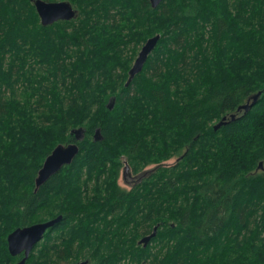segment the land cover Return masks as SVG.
Instances as JSON below:
<instances>
[{
  "label": "trees",
  "instance_id": "obj_1",
  "mask_svg": "<svg viewBox=\"0 0 264 264\" xmlns=\"http://www.w3.org/2000/svg\"><path fill=\"white\" fill-rule=\"evenodd\" d=\"M66 1L77 16L44 26L32 0H0V264L22 257L10 232L59 215L25 264H264V0ZM125 163L142 177L130 189Z\"/></svg>",
  "mask_w": 264,
  "mask_h": 264
},
{
  "label": "water",
  "instance_id": "obj_2",
  "mask_svg": "<svg viewBox=\"0 0 264 264\" xmlns=\"http://www.w3.org/2000/svg\"><path fill=\"white\" fill-rule=\"evenodd\" d=\"M36 12L39 16L42 25H49L59 20H71L77 16V10L71 5L70 2L62 1H44V0H32ZM163 0H149L151 7L155 8ZM159 34L147 38L142 45L137 57L135 58L132 66L128 70V77L125 85H128L131 80L137 75L143 68V65L149 55V53L155 48ZM261 91L257 92L252 96V102L244 104L238 108L247 111L258 99ZM114 104V98L109 100L108 106L111 108ZM231 117L234 118V115ZM226 123V117L224 116L220 121L214 125V129L219 128L221 125ZM71 133L74 135L76 141L81 140L84 137V130L82 127L72 129ZM100 138L99 129L94 134V139ZM79 150L78 145L75 142L68 144H58L53 150L45 157L41 167L39 168L37 175L34 179L35 190L39 188L46 180L53 174L57 173L64 165L70 164ZM261 165V162L259 163ZM129 169V166L125 163L123 166L122 174H125ZM61 220V215L42 222H36L28 226L18 227L7 235V248L8 252L12 256L22 254L15 264H25L29 257L33 247L40 242L47 229L54 226ZM157 227H154L151 234L142 237L139 243L144 246L150 241L156 234ZM72 264H87L86 260L78 261Z\"/></svg>",
  "mask_w": 264,
  "mask_h": 264
},
{
  "label": "rangeland",
  "instance_id": "obj_3",
  "mask_svg": "<svg viewBox=\"0 0 264 264\" xmlns=\"http://www.w3.org/2000/svg\"><path fill=\"white\" fill-rule=\"evenodd\" d=\"M65 1H66V0H65ZM151 37H152V36H151ZM134 46H135L134 41H132V42L129 44L128 48L125 50V54H126V53H131V52H132V48H133ZM140 49H141V48H137V49H136V51H135V52H136V53H135V56L132 58L128 70H129L130 67L132 66V64H133L135 58L137 57V55H138ZM128 70H127V72H128ZM176 158H177V156H174V157H172L171 159L165 161V163H166V164H170V163L174 162ZM153 166H154V165H149V166H147L145 169L153 168ZM122 169H123V167H122V168L120 169V171H119V175H118V178H117V183H118L119 186H121V187H123V188H125V189H130V188H131V187H130V184L124 183L123 180H122V171H123ZM256 189H258V187H256V188L254 189V191H255ZM86 191L88 192V189L85 190V191L83 192L85 198L89 197V196H90L89 193L91 192V191H89L87 194H85ZM91 194H92V193H91ZM61 264H68V262H66V261H62Z\"/></svg>",
  "mask_w": 264,
  "mask_h": 264
},
{
  "label": "flooded vegetation",
  "instance_id": "obj_4",
  "mask_svg": "<svg viewBox=\"0 0 264 264\" xmlns=\"http://www.w3.org/2000/svg\"><path fill=\"white\" fill-rule=\"evenodd\" d=\"M257 93V92H256ZM256 93H252L248 98H247V100H246V102H245V104H247V103H251L252 102V96L253 95H255ZM241 110H243V109H240V110H237L239 113L241 112ZM237 112H235V113H229L227 116H225L226 117V119L227 118H229V117H231L232 115H234L235 116V114H236ZM256 171L257 172H259V173H264V166L262 165V163H261V165H259L258 164V168L256 169ZM141 174H134V173H132V171L130 170V169H128V171L125 173V174H122V180H123V182L124 183H127V184H130V187H132V186H134L136 183H138L140 180H141Z\"/></svg>",
  "mask_w": 264,
  "mask_h": 264
}]
</instances>
